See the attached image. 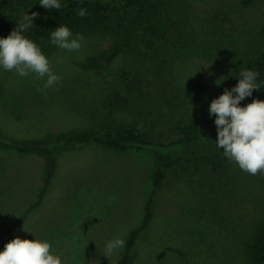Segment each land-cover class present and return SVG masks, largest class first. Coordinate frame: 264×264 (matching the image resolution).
Listing matches in <instances>:
<instances>
[{"label":"rangeland","instance_id":"374dc122","mask_svg":"<svg viewBox=\"0 0 264 264\" xmlns=\"http://www.w3.org/2000/svg\"><path fill=\"white\" fill-rule=\"evenodd\" d=\"M0 3L4 12L19 21L26 13L41 15L44 8L39 0ZM263 19L264 0L252 5L242 0H183V7L173 11L170 26L196 39L200 51L198 55L182 50L170 54L177 64L174 84L182 85V75L200 74L212 85L225 78V73L264 47ZM84 37L79 51L55 47L47 55L62 80L46 94L36 90L44 81L35 74L21 77L0 67V131L4 135L37 138L47 131L82 129L100 120L104 111L101 76L80 64L100 49L110 50L111 40ZM122 64L117 56L105 71L118 73ZM168 78L163 73L161 81L150 85L138 118L124 110L116 119L137 120L142 125L154 121L158 128L186 119L180 110L170 113L171 105L155 94L158 83L164 80L165 84ZM214 121L215 116L210 128H216ZM229 163V170L222 174L202 168L168 177L154 196L149 226L139 235L130 264H243L240 240L264 213V175L247 174ZM43 164L41 155L0 149V238L3 228L36 199ZM152 170V155L146 150L117 152L89 144L62 151L47 192L10 240L17 236L47 240L62 264H115L123 248L108 258L103 255L105 245L110 239H125L140 224Z\"/></svg>","mask_w":264,"mask_h":264},{"label":"trees","instance_id":"16d2710c","mask_svg":"<svg viewBox=\"0 0 264 264\" xmlns=\"http://www.w3.org/2000/svg\"><path fill=\"white\" fill-rule=\"evenodd\" d=\"M259 1L242 0V4L252 5ZM60 3L58 10L43 8L42 14L32 21V28L24 35L34 41L46 56L56 47L51 44L50 34L59 25L67 26L74 35L82 33L84 36L109 38L110 50L100 49L80 64L83 69L101 76L104 111L98 122L85 128L47 131L37 138H15L0 131V149L38 154L44 160L43 180L36 199L13 223L3 228L0 251L27 213L40 203L47 192L57 168L58 153L96 144L117 152L137 149L149 151L152 155L151 190L142 220L128 232L125 246L115 263L130 264L139 235L149 226L154 196L169 176L202 168L215 174L229 170V160L216 146L217 128L209 126L214 117L209 115V107L213 97H218L225 88L231 89L239 82L238 75L243 68L259 72L257 83L261 88L242 100L241 106L253 99L264 100V47L225 73L219 85L207 83L200 74H191L182 75V85L179 86L172 81L176 76L178 80V74L177 64L171 61L170 54L173 51L180 54L178 51L182 50L187 55L194 52L198 55L197 51H200V47L195 46L196 39L185 37L182 28L170 26L173 11L183 7V0H60ZM80 7L87 10L86 16L78 15ZM20 22L4 12L0 3V37H7ZM173 22L179 25L178 20ZM117 56L123 59L121 71L106 72L105 66ZM163 73L169 78L165 84L164 80L158 83L159 89L157 87L155 94L171 105L173 109L170 113L178 114L180 110V114H186V119L181 118L164 128H158L154 121L150 124L144 121L142 125L137 120H117L116 114L124 110L131 117L140 116L149 97L148 88L155 80L161 81L159 78ZM151 75L156 77L150 78ZM240 241L243 264H264V213Z\"/></svg>","mask_w":264,"mask_h":264},{"label":"clouds","instance_id":"9594fccd","mask_svg":"<svg viewBox=\"0 0 264 264\" xmlns=\"http://www.w3.org/2000/svg\"><path fill=\"white\" fill-rule=\"evenodd\" d=\"M39 4L50 10L61 8L60 0H39ZM77 13L80 17L88 14L83 7L78 8ZM37 16V12L26 13L7 37H0V67L5 71H15L21 77L35 74L36 79L44 81L43 86H38L36 90L46 94L48 89L59 85L62 77L53 71L41 48L24 35L32 28V21ZM84 39L82 33L74 35L64 25H59L50 34L51 44L69 53L79 51ZM258 76L256 70L241 69L239 82L231 89L225 88L209 107V115L215 116L216 146L223 150L228 160L250 175H264V100L253 99L244 106L240 102L261 88L257 83ZM221 82L215 81L217 85ZM124 246V239H110L103 255L109 258L115 250ZM51 247L47 240L17 236L0 251V264H62L61 257L53 254Z\"/></svg>","mask_w":264,"mask_h":264}]
</instances>
